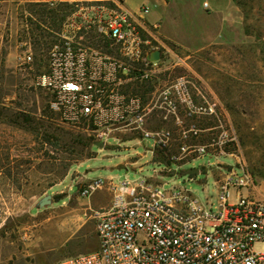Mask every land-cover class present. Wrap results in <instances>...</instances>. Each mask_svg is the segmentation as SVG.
<instances>
[{
    "label": "rangeland",
    "instance_id": "374dc122",
    "mask_svg": "<svg viewBox=\"0 0 264 264\" xmlns=\"http://www.w3.org/2000/svg\"><path fill=\"white\" fill-rule=\"evenodd\" d=\"M235 1L249 44L181 51V57H190L187 67L166 62L156 78L130 86L153 106L163 88L186 76L198 102L216 104L214 115L192 121L182 112L185 125L180 127L173 116L156 110L145 128L170 131L167 146L154 148L142 134L118 132L100 148L93 138L63 124L51 110L49 94L35 86L48 71L49 53L64 24L74 13L92 15L98 6L117 9V2L134 11L148 6L149 20L162 16L168 31L178 35L179 5H202L203 0H0V264H55L96 251V214L111 204L109 177L155 178L151 181L164 191L186 190L215 205V182L224 165L245 164L264 182V0ZM92 35L98 32H88L86 44L98 49L101 38ZM28 54L33 61L24 64L21 58ZM192 123L203 132L187 145L209 146L213 156H182L180 137ZM195 169L200 173L191 175ZM96 179L104 180V188L83 197V189ZM47 196L50 204L40 207ZM255 249L264 251V246Z\"/></svg>",
    "mask_w": 264,
    "mask_h": 264
},
{
    "label": "built area",
    "instance_id": "2783aa9c",
    "mask_svg": "<svg viewBox=\"0 0 264 264\" xmlns=\"http://www.w3.org/2000/svg\"><path fill=\"white\" fill-rule=\"evenodd\" d=\"M115 4L117 9L98 6L92 15L74 13L67 20L49 53L48 71L36 78L35 86L49 94L51 110L63 124L97 144L107 145L118 132H135L152 139L154 148L167 146L173 139L170 131L145 128L154 111L163 110L183 127L182 112L193 121L214 115L216 104L198 102L186 76L163 88L153 106L132 92L134 82L153 80L164 63L187 67L190 57H181V49L166 41L160 23L148 21V6L134 11ZM92 30L110 42V52L86 44L85 35ZM156 51L161 60L150 62ZM21 60L30 64L33 58L28 54ZM202 132L193 123L183 131L182 156L214 155L209 146L187 145ZM224 167L215 182L216 205L209 199L202 203L186 190L164 191L151 181L155 178L110 179L111 204L96 214L98 249L55 264H264V251L255 249L264 246V182L240 162ZM104 185L96 179L82 196L89 198Z\"/></svg>",
    "mask_w": 264,
    "mask_h": 264
},
{
    "label": "crops",
    "instance_id": "0c3cea01",
    "mask_svg": "<svg viewBox=\"0 0 264 264\" xmlns=\"http://www.w3.org/2000/svg\"><path fill=\"white\" fill-rule=\"evenodd\" d=\"M178 11V35L168 31L162 16L148 21L160 23V31L166 41L184 53L203 52L215 45L250 43V35L243 26L244 14L235 0H203L202 5L198 2H185L179 5Z\"/></svg>",
    "mask_w": 264,
    "mask_h": 264
},
{
    "label": "water",
    "instance_id": "95a60500",
    "mask_svg": "<svg viewBox=\"0 0 264 264\" xmlns=\"http://www.w3.org/2000/svg\"><path fill=\"white\" fill-rule=\"evenodd\" d=\"M148 60L150 62H159L161 60V53L159 51L152 53ZM97 146L100 148H104L105 144L104 143H98ZM198 173H200V171L197 169L190 170L191 175H195ZM51 198H52L51 196H47V197L43 198L40 202V207H44V206L50 204Z\"/></svg>",
    "mask_w": 264,
    "mask_h": 264
},
{
    "label": "trees",
    "instance_id": "16d2710c",
    "mask_svg": "<svg viewBox=\"0 0 264 264\" xmlns=\"http://www.w3.org/2000/svg\"><path fill=\"white\" fill-rule=\"evenodd\" d=\"M248 35H250V34L248 33ZM92 36H91L92 38L98 37V35H92ZM109 45H110V42L107 39H104V38L98 39V48H101V49H103V50H105L107 52H110V50H109L110 49V46ZM261 179H263V178H261Z\"/></svg>",
    "mask_w": 264,
    "mask_h": 264
}]
</instances>
